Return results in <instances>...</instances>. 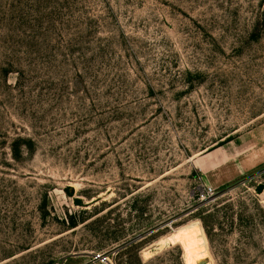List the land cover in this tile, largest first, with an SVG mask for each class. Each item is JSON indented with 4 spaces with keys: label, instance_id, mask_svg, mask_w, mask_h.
<instances>
[{
    "label": "rangeland",
    "instance_id": "obj_1",
    "mask_svg": "<svg viewBox=\"0 0 264 264\" xmlns=\"http://www.w3.org/2000/svg\"><path fill=\"white\" fill-rule=\"evenodd\" d=\"M263 148L264 0H0V264H264Z\"/></svg>",
    "mask_w": 264,
    "mask_h": 264
},
{
    "label": "bare ground",
    "instance_id": "obj_2",
    "mask_svg": "<svg viewBox=\"0 0 264 264\" xmlns=\"http://www.w3.org/2000/svg\"><path fill=\"white\" fill-rule=\"evenodd\" d=\"M172 238L173 240H179L182 242L188 259L197 262L203 258L206 250L205 235L199 224L196 223L179 227L178 230H176V233L171 236V239Z\"/></svg>",
    "mask_w": 264,
    "mask_h": 264
},
{
    "label": "crops",
    "instance_id": "obj_3",
    "mask_svg": "<svg viewBox=\"0 0 264 264\" xmlns=\"http://www.w3.org/2000/svg\"><path fill=\"white\" fill-rule=\"evenodd\" d=\"M230 159L231 156H222L219 151L208 153L200 161L203 166L202 171L205 173V175H207V173L212 174L213 172H219L221 167L226 162L230 161ZM262 161H264V148L261 150L253 149L251 151H248V153L246 154V161L244 160L240 165L241 170H243L242 172H244V170L246 171L248 168H250V166L258 165Z\"/></svg>",
    "mask_w": 264,
    "mask_h": 264
},
{
    "label": "trees",
    "instance_id": "obj_4",
    "mask_svg": "<svg viewBox=\"0 0 264 264\" xmlns=\"http://www.w3.org/2000/svg\"><path fill=\"white\" fill-rule=\"evenodd\" d=\"M263 187H264L263 184L258 185V187L256 189L257 192H261ZM75 202H76V205H82V201L80 199H76ZM203 213H204V210H200L199 213H198V217H199L200 221L202 222L205 231H207V220L206 219L208 218L209 215L203 216ZM70 225H71V227H75L76 223L75 222H71ZM207 233H208V231H207Z\"/></svg>",
    "mask_w": 264,
    "mask_h": 264
},
{
    "label": "built area",
    "instance_id": "obj_5",
    "mask_svg": "<svg viewBox=\"0 0 264 264\" xmlns=\"http://www.w3.org/2000/svg\"><path fill=\"white\" fill-rule=\"evenodd\" d=\"M214 194V189L210 186L204 185L200 193L201 199H207Z\"/></svg>",
    "mask_w": 264,
    "mask_h": 264
}]
</instances>
